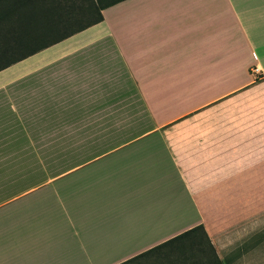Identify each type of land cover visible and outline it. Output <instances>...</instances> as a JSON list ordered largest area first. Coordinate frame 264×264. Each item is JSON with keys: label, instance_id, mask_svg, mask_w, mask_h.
<instances>
[{"label": "crops", "instance_id": "0c3cea01", "mask_svg": "<svg viewBox=\"0 0 264 264\" xmlns=\"http://www.w3.org/2000/svg\"><path fill=\"white\" fill-rule=\"evenodd\" d=\"M199 225L264 264V0H0V264H198Z\"/></svg>", "mask_w": 264, "mask_h": 264}, {"label": "trees", "instance_id": "16d2710c", "mask_svg": "<svg viewBox=\"0 0 264 264\" xmlns=\"http://www.w3.org/2000/svg\"><path fill=\"white\" fill-rule=\"evenodd\" d=\"M98 2L101 0H97ZM117 0H103V5L111 4L116 2ZM96 7V6H95ZM96 9H98L96 7ZM101 18L100 14L98 15L99 20ZM22 57H16V59ZM16 59L7 61L2 66H6L10 62H14ZM178 237H186L184 243L181 247H178V251L181 252L182 255H191L197 258L203 257L205 260H199L198 264H223L222 261L218 258L217 254L214 252V249L201 225L196 226L189 231L183 233ZM245 249V247L238 249L233 255H237L241 250ZM206 257L208 258L206 260ZM232 258V256H230ZM229 260V257L226 259Z\"/></svg>", "mask_w": 264, "mask_h": 264}, {"label": "built area", "instance_id": "2783aa9c", "mask_svg": "<svg viewBox=\"0 0 264 264\" xmlns=\"http://www.w3.org/2000/svg\"><path fill=\"white\" fill-rule=\"evenodd\" d=\"M257 72H258L257 67H254V68L252 69V73L256 74Z\"/></svg>", "mask_w": 264, "mask_h": 264}]
</instances>
